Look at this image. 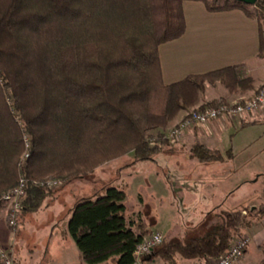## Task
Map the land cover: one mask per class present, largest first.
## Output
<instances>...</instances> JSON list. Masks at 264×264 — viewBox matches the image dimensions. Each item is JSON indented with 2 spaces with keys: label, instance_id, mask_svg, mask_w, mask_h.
I'll return each mask as SVG.
<instances>
[{
  "label": "trees",
  "instance_id": "obj_1",
  "mask_svg": "<svg viewBox=\"0 0 264 264\" xmlns=\"http://www.w3.org/2000/svg\"><path fill=\"white\" fill-rule=\"evenodd\" d=\"M186 1L201 2L214 14L240 10L255 20L257 55L264 59V0L254 6L227 0H0V200L23 173L28 187L20 213L35 214L52 191L34 182L59 179L66 186L129 154L152 161L169 147L161 131L180 114L229 103L219 98L201 104L206 84L218 82L230 96L254 90L244 66L163 84L159 46L184 35ZM25 136L31 150L21 170ZM153 138L159 146H150ZM192 157L223 161L202 145L193 147ZM126 195L104 187L70 210L68 236L85 264H135V251L151 230L140 215L128 217ZM220 217L201 225L203 237L163 240L149 263L216 260L252 223L264 220V211L244 208Z\"/></svg>",
  "mask_w": 264,
  "mask_h": 264
},
{
  "label": "crops",
  "instance_id": "obj_2",
  "mask_svg": "<svg viewBox=\"0 0 264 264\" xmlns=\"http://www.w3.org/2000/svg\"><path fill=\"white\" fill-rule=\"evenodd\" d=\"M182 9L186 23L184 35L179 40L177 39L159 46L158 59H160L163 84L172 85L185 80L189 76H199L224 68L244 66L243 68L248 76L254 80V90L248 91L241 96H230L228 94L229 97L226 99L231 103L254 97L257 91L264 86V59H260L257 55L259 53L257 22L251 18H247L244 12L240 10L215 14L210 13L201 2L186 1L183 3ZM256 130H261L263 133L257 137L255 136V138L251 137ZM229 131L230 133H235L232 136V148L227 149L224 137ZM263 139L264 110L256 115L245 116L242 119L232 121L223 119L211 122L206 127H199L188 131L183 139L181 138L174 144H171L172 146L168 144V149L161 152V155H169L179 151H186L185 157L188 166L180 169L179 174L174 173L170 176L171 180L168 181L169 183H166L167 180L163 179L162 173L156 168L158 166L157 155L152 157V161L146 160L151 167L148 174L150 177L148 178L150 180L149 183H151V193L149 195H152L153 199L159 201L160 206H164L165 200L163 197L165 194H170L172 192L171 189L175 185V189H177L175 193L181 195L186 193L184 200L187 199V203H190L189 207H185L189 223H198L200 225H203L208 219L211 221V214L217 211L222 213L223 211L231 212L246 207L249 205L248 202L255 201L252 198L254 184L250 180H253L252 178H255L257 173L255 172V168L251 172L249 171V166L252 165V158L249 157L250 159H247L248 162H243L240 161V157H243L245 154L250 155V153L252 156L255 155L252 146L257 140ZM196 145H202L209 150L219 152L220 156L223 157V161L221 163H201L197 161L192 157V149ZM132 159H134V155ZM112 163L109 162L107 165L110 166ZM140 163L142 162H137L134 159L129 165H126V167H131L128 168L129 173L124 176L132 178L131 181H134L132 185L139 186L141 189V180L138 179L140 173L136 171L141 165ZM262 177L259 179L263 180L264 176ZM183 189L185 193L182 191ZM187 189L191 191L188 192ZM141 195L138 196L142 197ZM85 196L80 197V200L92 197L93 195ZM125 205L128 217L133 218L140 215L142 219L144 218L142 209L144 202L142 204H135L133 201L130 203L127 197ZM72 209L73 207L70 210ZM70 210H68V217L62 222L65 225L63 230L53 227L50 229L49 238H47V240H53L57 235L62 233L61 235L64 236L65 241L62 243L61 248L62 253L66 257L67 252L73 249V244H71L69 236H67L69 235L67 222H69L71 217ZM7 213L8 206L3 205L0 208V246L4 249H12L14 253L16 252L17 261V257L21 255V252L16 248L17 239L26 238L28 235L27 233L26 235L23 234L19 229L13 232L9 228ZM191 214L193 215L190 216ZM24 215L26 214H22L21 217ZM51 219L53 220V226H56L55 223H57L59 218L57 219L53 216ZM152 226L153 229H150L151 231L161 232L158 221L152 224ZM177 230L162 231V233L169 234L172 232L176 234L174 235L175 237H178L180 231ZM246 236L249 237L250 243L246 252H244L243 258L237 264H264V220L252 223L248 229L243 231L242 236L239 238ZM34 247L37 248V246ZM48 248H45L46 251L49 250ZM30 252L32 253V250ZM78 254L79 252H77ZM210 262L212 260H179L178 264H209ZM149 264L166 263L160 259H154Z\"/></svg>",
  "mask_w": 264,
  "mask_h": 264
},
{
  "label": "rangeland",
  "instance_id": "obj_3",
  "mask_svg": "<svg viewBox=\"0 0 264 264\" xmlns=\"http://www.w3.org/2000/svg\"><path fill=\"white\" fill-rule=\"evenodd\" d=\"M226 92V88L217 82L213 86L206 84L205 91L198 95L200 97L201 104L203 103L206 105L221 97L225 99L228 98L229 96ZM198 106H196V108L194 109H189L187 113L189 114L190 112L197 110L199 108ZM186 115V112L180 114L178 119H176V121L171 124L169 128L161 131V133L170 132L180 121H182L181 119ZM234 133H230L229 131L224 137V141L226 143L225 146L227 147V149L232 148L231 141ZM261 133H263L261 130H256L251 135V137L255 138V136L257 137ZM156 134L157 133L153 134V136ZM258 140H255L256 143L254 142V145L252 146L255 155L252 156L250 153V155L245 154L243 157H240V161L243 162L247 161V159L249 160L250 158H252V165L249 166V171L251 172L255 168V172L257 173L255 175V178H252L255 183L253 182V180H250V182L252 181V183L254 184L252 189V198L255 201L248 202L249 205L246 207H242L241 209L248 208L264 211V179H259L264 176V139L260 141ZM185 153L186 151H179L177 153H172L169 155H161V153H159V155L157 154L156 160L158 162V166L156 168L162 173L163 179L167 180L166 183L171 180L170 176H172L174 173L179 174V172L181 171L180 169H184L188 166ZM238 156H240V154H238ZM132 158L133 155L131 154L127 157L114 161L112 164H110V166L106 164L98 168L95 172H93L94 174H92L91 176L77 180L69 185L65 186L63 182V185L60 188L52 190L50 197L46 199L40 211H38L36 214H26L23 217H21L20 215L21 219H19V224L17 226H19V230L23 234L26 235L27 233L28 236L26 238L22 237L21 239H17L16 248L21 252V255L17 257L16 261V252L14 253L16 263L85 264L82 260L81 253L77 248H75V243L70 236L69 239L71 244H73V249L67 252V257L62 253L61 245L65 241L64 236L61 235L62 233L57 235V237L53 240H47V238H49L48 236H50L49 234L51 233V228L55 227L56 229L63 230L65 225H63L62 222H64L68 217V210L74 207L82 197H84L85 195L92 196L98 192H101L104 187L110 186L124 189L127 193L128 201L130 203L132 201L135 204H142L144 202V205L142 207L144 212L143 219L147 222L149 226L148 229H153L152 224H154L156 221H158L161 229V232L151 231L150 233L162 234L165 243L171 241L187 242L191 237H203L204 234L203 232H201L202 230H200L201 225L198 223H189V219H187L188 213L185 210V207H189L190 203H187V199L184 200V195H186L184 189L182 190L185 193H182L184 195L175 193L177 189H175V185L173 189H171V186L173 185H171L172 183H170V189L172 192L170 194H165V196L163 197L165 200L164 206H160L159 201L153 199L152 195H149L151 193V183H149L150 180L148 179L150 178L148 176L150 172L149 169H151L150 165H148L149 162L146 161L140 163L141 165L136 170L137 173H140L138 179L141 180V189L139 188V186L132 185L134 184V181H131L132 178H126V176H124L125 174L129 173L128 168L131 166L126 167V165H129L134 160ZM184 182L187 183L186 181ZM189 191L191 190L189 189L188 192ZM140 194H142V197L138 196ZM223 213H225V211H223ZM223 213L217 211L216 213L211 214L210 218L212 220L210 221L209 226L220 221L219 218H221L220 216H222ZM192 215L193 214H191L190 216ZM245 215L246 213L244 212L242 216ZM53 216H55L57 219L59 218L57 223H55L56 226H53L52 224L53 220L51 218ZM179 222L180 224L178 225ZM176 229L180 231V233H178V237H175L174 235L176 234H173L172 232H170L169 234L162 233V231H174ZM192 232H195V234H192ZM33 233L34 235H32ZM34 246H37V248H35ZM46 247H49L48 251H46ZM29 249L32 250V253ZM77 252H79L78 255ZM111 264H114V261L111 262Z\"/></svg>",
  "mask_w": 264,
  "mask_h": 264
},
{
  "label": "built area",
  "instance_id": "obj_4",
  "mask_svg": "<svg viewBox=\"0 0 264 264\" xmlns=\"http://www.w3.org/2000/svg\"><path fill=\"white\" fill-rule=\"evenodd\" d=\"M264 110V86L258 91V93L250 98L236 102H229L221 104L216 107H206L203 110H194L190 112L187 117L178 123L170 132H166L163 135V140L174 144L179 139H183L188 131H192L195 128L206 127L211 122L219 120H236L242 119L245 116L256 115ZM25 154L23 155L19 167L23 170L25 162L29 157V150H31L30 139L25 136ZM150 146H159L157 139H150ZM34 186L46 188L50 191L60 188L63 185V181L59 179H50L42 182H34ZM28 187V181L23 173L20 175L19 183L10 192L5 194L0 200L2 206H8V226L16 232L19 229V219L23 210V201L26 197V190ZM1 208V206H0ZM163 243V235L160 233H152L146 237L135 251V264H149L151 256L154 254V250ZM249 237L238 238L233 241L232 245L224 255L220 256L216 260H212L209 264H237L241 261L249 246ZM14 251L12 249H4L0 246V264H15Z\"/></svg>",
  "mask_w": 264,
  "mask_h": 264
},
{
  "label": "water",
  "instance_id": "obj_5",
  "mask_svg": "<svg viewBox=\"0 0 264 264\" xmlns=\"http://www.w3.org/2000/svg\"><path fill=\"white\" fill-rule=\"evenodd\" d=\"M227 1H231V2H236V3H242L246 6H254L258 0H227Z\"/></svg>",
  "mask_w": 264,
  "mask_h": 264
}]
</instances>
